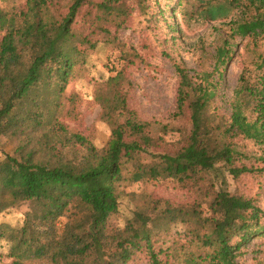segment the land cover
I'll list each match as a JSON object with an SVG mask.
<instances>
[{
  "label": "trees",
  "instance_id": "trees-1",
  "mask_svg": "<svg viewBox=\"0 0 264 264\" xmlns=\"http://www.w3.org/2000/svg\"><path fill=\"white\" fill-rule=\"evenodd\" d=\"M0 1V152L25 172L15 185L0 171V214L27 206L17 224L0 223V264H127L139 252L152 264H171L173 257L181 264H238L241 249L264 238V209L255 198L225 188L229 179L264 173V60L256 82L241 75L229 115L213 104L232 41L264 40V0H177L210 22L230 20V37L218 48L212 73L219 79L204 74L194 80L176 66L172 118L180 124L173 129L131 106L126 64L132 61L121 47L126 64L97 94L111 130L107 143L97 148L67 128L59 152L44 138L60 133L63 115L74 109L65 93L76 68L100 42L120 47L119 30L149 5ZM239 141L253 143L256 154L241 150ZM87 145L90 157L79 149ZM135 183L166 185L191 201L173 203L148 191L126 194L133 213L115 228L111 219L126 193L121 188ZM178 225L184 238L160 244Z\"/></svg>",
  "mask_w": 264,
  "mask_h": 264
},
{
  "label": "rangeland",
  "instance_id": "rangeland-1",
  "mask_svg": "<svg viewBox=\"0 0 264 264\" xmlns=\"http://www.w3.org/2000/svg\"><path fill=\"white\" fill-rule=\"evenodd\" d=\"M137 1L129 0V4ZM147 3L149 9L146 14L135 10L128 27L119 30L120 47L100 42L94 51L88 52L85 64L76 68L75 78L70 81L65 93L68 100H74V109L63 115L60 133L50 131L44 138L53 152L62 150L60 140L67 128L83 134L97 148L107 143L111 130L101 117L97 94L99 87L126 64L120 58L121 47L132 61L131 65L126 64V77L131 84V106L137 108L144 119L168 124L173 129L180 124L179 120L172 118L179 86L176 66L186 68L194 80H199L204 74H211L210 79H219L217 73H212L217 50L230 37V20L210 22L201 14L194 13L195 9L184 11L177 0H147ZM2 5L0 1V7ZM174 24L177 28L172 30ZM232 48L230 59L221 68L222 76L218 80L217 97L213 102L214 107L224 115L230 114V104L241 75L254 83L263 72L264 40L254 43L249 38L237 37L232 41ZM168 137L176 140L172 131ZM242 142L245 147L241 150L250 155L256 154L258 147L248 141ZM7 148L10 150L11 146ZM79 149L85 157L92 155L89 145ZM3 160L4 155L0 152V171L6 179L13 180L15 185L22 182L25 172ZM228 181L227 190L255 198L257 205L264 209V173ZM165 186L135 183L121 188L126 193L120 198L118 212L111 219V224L115 228H123L132 216L134 207L126 195L132 192H152L156 197L173 203L191 201L187 193L166 189ZM25 210L27 206L23 205L18 211L1 213L0 223L15 224ZM183 238L182 226L178 225L171 235L161 237L160 244L171 246L174 241ZM241 251L238 264H264V238H255ZM170 262L181 264L183 261L173 257ZM127 264L152 263L146 252H139Z\"/></svg>",
  "mask_w": 264,
  "mask_h": 264
}]
</instances>
